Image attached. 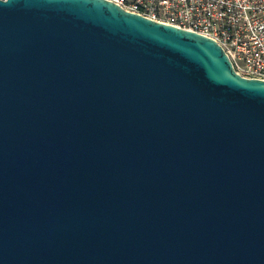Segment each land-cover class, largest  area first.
<instances>
[{"label": "water", "instance_id": "water-1", "mask_svg": "<svg viewBox=\"0 0 264 264\" xmlns=\"http://www.w3.org/2000/svg\"><path fill=\"white\" fill-rule=\"evenodd\" d=\"M0 264H264V80L108 0H0Z\"/></svg>", "mask_w": 264, "mask_h": 264}, {"label": "built area", "instance_id": "built-area-1", "mask_svg": "<svg viewBox=\"0 0 264 264\" xmlns=\"http://www.w3.org/2000/svg\"><path fill=\"white\" fill-rule=\"evenodd\" d=\"M215 40L234 70L264 80V0H108Z\"/></svg>", "mask_w": 264, "mask_h": 264}]
</instances>
